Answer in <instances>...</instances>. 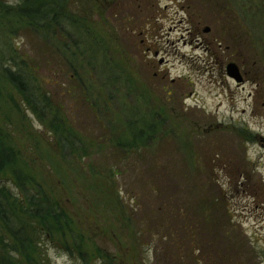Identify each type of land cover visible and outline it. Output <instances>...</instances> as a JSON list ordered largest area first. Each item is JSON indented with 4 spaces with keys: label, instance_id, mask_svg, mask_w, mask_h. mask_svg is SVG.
I'll use <instances>...</instances> for the list:
<instances>
[{
    "label": "rangeland",
    "instance_id": "obj_1",
    "mask_svg": "<svg viewBox=\"0 0 264 264\" xmlns=\"http://www.w3.org/2000/svg\"><path fill=\"white\" fill-rule=\"evenodd\" d=\"M88 2L91 9L83 12L79 0H67L69 15L78 20L72 42L105 50L87 78L92 101L107 99L109 109L92 111L79 91L74 98L63 95L71 82L68 69L51 48L44 57L39 54L33 39L16 44L23 59L33 55L39 83L45 78V88L63 105L65 135L50 128L52 116L35 117L16 91L7 86L3 92L14 101L8 98L0 108V124L16 148L18 167L33 177L26 190H43L66 216L53 232L36 222L35 259L39 264H179L176 257L183 255L189 258L183 264H264V0ZM80 13L90 19L82 20ZM231 61L241 70V85L226 74ZM111 67L119 76L117 90L104 86L98 72L109 74ZM141 102L162 106L167 128L175 126L174 137L188 140L186 153L197 170L187 177L201 189L187 187L186 176L177 173L184 154L172 135L149 140L155 145L124 165L104 156L111 145L100 153L90 143L89 130L102 133L96 114L104 126L119 118L124 136V111ZM68 127L86 149L58 146L60 139L68 141ZM116 166L117 175L101 171ZM90 168L102 176L93 180ZM0 181L22 195L9 172L0 174ZM148 181L154 187L143 188ZM201 199H210L202 214L195 210ZM148 227L150 233L142 232Z\"/></svg>",
    "mask_w": 264,
    "mask_h": 264
},
{
    "label": "trees",
    "instance_id": "obj_2",
    "mask_svg": "<svg viewBox=\"0 0 264 264\" xmlns=\"http://www.w3.org/2000/svg\"><path fill=\"white\" fill-rule=\"evenodd\" d=\"M79 1L82 3V8H85L83 12H89L86 10L91 9L88 0ZM66 4L67 0H0V108L5 106L8 98L13 100L10 93L8 95L3 94V92L7 93L6 90L9 87L16 91L20 98L24 100V103L35 117L45 120L46 116H52L54 123L50 125V128L55 132H60L62 135H65L63 125L66 122L60 116L59 108L63 105L56 102L47 91L45 88L47 80L45 78H42L43 84L39 83V75L36 73L38 72L36 69L38 64L33 55L30 53L23 59L22 53L16 43L20 38L30 39L31 41L33 39L35 43L40 44L37 47L39 48V54L43 55V57L47 48H51L57 56V61L61 63V66L68 69L67 72H69L68 79L71 82L68 88H63V95L69 96L70 99L74 98L75 93L79 91L86 99L84 103L92 111L100 112L102 109L104 111L109 109L107 107V99L104 102L98 100L92 101V92L89 84L90 78H87L90 70L93 69V72H95L96 66H100L99 58L102 55L105 57L106 52L99 45H78V43L72 42L76 32H73L71 28L74 27L76 29L75 25L76 23L78 24V20H72L73 13L69 15ZM77 15L82 20H86L87 17L88 20L90 19V15L88 16L84 13ZM82 24L84 28L86 24L84 22ZM87 32L88 30L83 32V34L87 36ZM33 35L40 38L39 42L36 41ZM75 38L77 39V37ZM92 46L93 50L88 52V49ZM94 46L98 48V56L95 55L96 49H94ZM46 60V58L42 59L47 65H50V61ZM115 68H109V74L101 69L98 72L104 74V86L109 89L115 87L117 90L118 86H116V82L119 80V76L112 74L116 73ZM101 93L99 96L102 95ZM139 93L141 97L145 96L141 89ZM89 94L90 97L87 99ZM161 107L160 109L151 108L148 105L142 104V102L138 103L135 107H128V110L124 111L127 118L122 121V124L128 125V128L126 127L128 132L124 136L121 135L120 127L117 126L119 118L113 119L114 122L108 119L106 126H104L98 118L99 116L97 114L96 116L94 115L96 122L102 126V133L96 134L94 130H89L90 143L93 142L92 145L98 146L100 153H102L100 149H103L105 152V146L111 145L109 147L111 149L107 148L106 153H103L104 156L109 159L112 158L115 161V158H118L116 162H121L120 164L124 165L125 163H129L131 159H133V162H137L133 155H144L148 152V148L155 145H150L148 143L149 140L153 139L152 143H154V141L165 140L166 137L172 135V138L176 139L179 143V147L183 151L182 154H184V159L182 155V160L180 159V162L176 163V168H178L177 173L182 177L183 175L186 176V180L188 181L187 187L190 188L191 183H193V176H189V178L187 176L194 173V170H197V168L196 165L195 168L193 167L194 160L186 153V150H188V140L179 139V136L174 137L176 132L175 126L167 128L166 123L168 120L164 109ZM93 108H96V110ZM61 122L65 123L62 125L60 124ZM60 125L63 126V129L60 128ZM3 127L0 124V174L9 172L11 179L21 190L19 191L22 195L19 196L14 193L7 183L0 181V264H39L35 259L36 247L33 238L34 234L37 233L36 222H38V225L44 226L48 232H53V230L61 229V222H63L65 214L59 210L55 201H52L49 196L45 195L43 190L38 189L35 192L26 190L28 184H31L33 177L23 173L21 168L18 167L19 156L8 137L9 134ZM67 132L70 135L64 138L68 141L62 139L58 141V146L63 151H67L72 146L73 148L80 149L81 147L82 149H86L84 142H76L69 127ZM239 132L250 135L243 128H240ZM93 137L97 141H103L104 139L103 144L101 142L99 144L95 143ZM70 138H72V142ZM73 148L71 149L73 150ZM106 162V159H104L102 165H105ZM91 168L88 170V175L93 177V180L102 176L101 171L106 172L108 177L112 176V174L117 175L120 171L117 169V166L115 170L111 168L104 169L103 167V170L100 172H95ZM172 172L176 173V169H173ZM84 176V178H87V174ZM147 184H143V188L148 187V189H151L150 186H153V183L151 184L148 181ZM194 186L197 189H201L195 183H193V188ZM137 196L140 197V195ZM209 200L205 201L201 199L200 201L203 203L197 204L195 208L196 212L202 214L204 204H209ZM213 207L215 206L213 205ZM205 218H208V215ZM206 224H209V222ZM142 232L150 233L149 227L148 229H143ZM170 233L168 231L167 236L170 237ZM176 259L180 261L179 264H183V260H189V258L183 255L177 256Z\"/></svg>",
    "mask_w": 264,
    "mask_h": 264
},
{
    "label": "water",
    "instance_id": "obj_3",
    "mask_svg": "<svg viewBox=\"0 0 264 264\" xmlns=\"http://www.w3.org/2000/svg\"><path fill=\"white\" fill-rule=\"evenodd\" d=\"M206 31H208V29H206ZM226 73L229 77L233 78L235 81L237 82L242 81V76L240 74L239 68L235 63L231 62L226 65Z\"/></svg>",
    "mask_w": 264,
    "mask_h": 264
},
{
    "label": "flooded vegetation",
    "instance_id": "obj_4",
    "mask_svg": "<svg viewBox=\"0 0 264 264\" xmlns=\"http://www.w3.org/2000/svg\"><path fill=\"white\" fill-rule=\"evenodd\" d=\"M223 1H229V2H232V1H236V0H223ZM244 1V0H243ZM247 1L248 0H245V2H246V4H247ZM243 13H246V17L249 15V14H251V11H249L248 9L245 11V12H243ZM193 28V27H192ZM206 29H208V31L210 30L209 29V27H204V29H203V31H205V32H208V31H206ZM264 44V43H263ZM232 62V61H231ZM240 69V68H239ZM241 71V70H240ZM243 76V75H242ZM244 82V78H243V80H242V82H240V83H238V85H241L242 83Z\"/></svg>",
    "mask_w": 264,
    "mask_h": 264
}]
</instances>
